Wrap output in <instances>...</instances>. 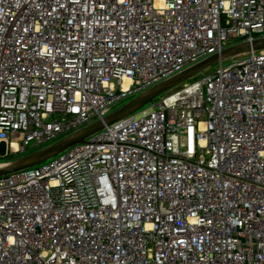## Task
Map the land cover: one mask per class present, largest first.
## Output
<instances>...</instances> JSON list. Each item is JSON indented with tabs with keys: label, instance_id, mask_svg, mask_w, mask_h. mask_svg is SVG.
<instances>
[{
	"label": "built area",
	"instance_id": "2783aa9c",
	"mask_svg": "<svg viewBox=\"0 0 264 264\" xmlns=\"http://www.w3.org/2000/svg\"><path fill=\"white\" fill-rule=\"evenodd\" d=\"M257 38L264 0H0V164ZM0 264H264V49L0 177Z\"/></svg>",
	"mask_w": 264,
	"mask_h": 264
},
{
	"label": "water",
	"instance_id": "95a60500",
	"mask_svg": "<svg viewBox=\"0 0 264 264\" xmlns=\"http://www.w3.org/2000/svg\"><path fill=\"white\" fill-rule=\"evenodd\" d=\"M262 49H264V38H257L251 42L237 43L228 46L219 53L210 55L207 58L200 60L199 62L192 64L182 71L147 88L146 90H143L142 92L131 97L118 108L107 113L102 118L95 120L94 122L80 128L79 130L69 135L63 136L49 144H46L36 150H33L25 155L11 160L10 162L5 163L3 167H0V177H4L14 171L40 164L61 153L68 147L76 143L84 142L86 138L103 129L105 126L129 115L145 104L151 102L154 98L164 94L172 88L196 76L215 62H218L227 57L244 54L252 50Z\"/></svg>",
	"mask_w": 264,
	"mask_h": 264
},
{
	"label": "rangeland",
	"instance_id": "374dc122",
	"mask_svg": "<svg viewBox=\"0 0 264 264\" xmlns=\"http://www.w3.org/2000/svg\"><path fill=\"white\" fill-rule=\"evenodd\" d=\"M241 55H242V54L237 55V56H233V57H227V58H224V59H222V63H223V64H226V63L230 62L232 59H235L236 57H239V56H241ZM216 65H217V62L213 63L212 65H210L209 67H207L206 69H204L202 72H200V73L197 74L196 76L190 78L189 80H192V79H194V78H196V77H200V75H202V74H204V73H206V72H208V71L214 69V68L216 67ZM162 95H163V94H162ZM162 95H160V96L154 98V100H155V101H156V100H159V98H160ZM130 98H131V97H130ZM130 98H127V99L123 100L122 102H120L119 104L115 105V106L112 108V110L118 108V107L121 106L123 103H125L127 100H129ZM44 145H45V144H44Z\"/></svg>",
	"mask_w": 264,
	"mask_h": 264
},
{
	"label": "bare ground",
	"instance_id": "6f19581e",
	"mask_svg": "<svg viewBox=\"0 0 264 264\" xmlns=\"http://www.w3.org/2000/svg\"><path fill=\"white\" fill-rule=\"evenodd\" d=\"M124 84H126L125 82H124ZM4 165L3 164H0V167H3Z\"/></svg>",
	"mask_w": 264,
	"mask_h": 264
}]
</instances>
